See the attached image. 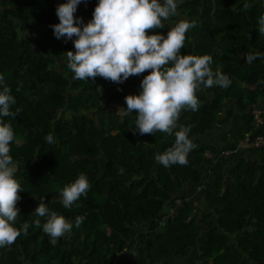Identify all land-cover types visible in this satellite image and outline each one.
Segmentation results:
<instances>
[{"label":"trees","instance_id":"16d2710c","mask_svg":"<svg viewBox=\"0 0 264 264\" xmlns=\"http://www.w3.org/2000/svg\"><path fill=\"white\" fill-rule=\"evenodd\" d=\"M66 2L0 0V91L9 87L12 111L21 109L0 121L14 130L9 154L23 189L14 224L21 234L0 247V264H264V149L246 151L261 159L242 156L233 165L243 151L225 154L253 127V110L264 99V36L257 29L264 0H177L178 14L165 28L149 30L167 36L181 20L194 22L181 54L212 57L213 71L231 80L226 89L201 85L199 109L181 110L172 135L139 134L137 114L123 109L148 72L122 83L72 79L65 53L75 51V37L57 39L52 27ZM98 2L81 0L78 24L92 19ZM249 53L261 56L247 63ZM110 102L124 113L109 109ZM180 126L190 129L196 147L187 165L164 167L155 155L173 145ZM223 126L228 130L217 145L204 143ZM50 133L55 143L47 142ZM206 154L215 161L208 165ZM81 174L90 188L65 208L60 192ZM199 185L205 209L197 214L183 188ZM41 201L73 223L55 246L43 232L46 218L34 213ZM77 216L85 217L79 228Z\"/></svg>","mask_w":264,"mask_h":264},{"label":"clouds","instance_id":"9594fccd","mask_svg":"<svg viewBox=\"0 0 264 264\" xmlns=\"http://www.w3.org/2000/svg\"><path fill=\"white\" fill-rule=\"evenodd\" d=\"M80 3L81 0H67L60 4L56 9L59 23L52 26L57 39L73 40L75 37V51L65 53L67 68L74 74L73 80L101 77L113 83H122L129 77L148 72L140 84L139 94L126 96L127 108H123L125 114H137L134 129L139 134L161 132L172 135L178 127L181 110L199 109L196 92L201 85L225 89L230 86L228 76L211 68L212 57L181 54L186 33L194 27V22L181 20L167 36L148 34L149 30L165 28L164 22L178 14L177 0H163V3L161 0H99L92 19L86 24L82 18L78 24L75 17ZM257 29L264 36V15L258 17ZM260 56V53H249L246 62L251 63ZM3 79L0 76V83ZM10 92L7 86L0 91V116L15 118L21 109L12 111L16 99ZM189 131L180 126L174 133L173 145L162 154H156V162L164 167L187 165L188 154L196 147L189 138ZM46 140L55 143L51 133ZM14 141L11 124L0 121V247H10L21 234L14 226L19 216V193L23 191L15 178L17 164L9 154L10 144ZM89 188L87 177L81 174L60 192L62 205L71 209ZM34 213L46 218L42 228L53 246L73 229L72 222L54 211L50 213L43 201ZM84 219L77 216L75 227L79 228ZM33 223L37 228L41 227L40 219ZM28 227L27 223L23 225L25 234Z\"/></svg>","mask_w":264,"mask_h":264},{"label":"built area","instance_id":"2783aa9c","mask_svg":"<svg viewBox=\"0 0 264 264\" xmlns=\"http://www.w3.org/2000/svg\"><path fill=\"white\" fill-rule=\"evenodd\" d=\"M57 3L58 0H55ZM109 109L116 110L119 114H123L122 106L116 102L108 103ZM254 125L247 131L235 144V146L225 152L226 155L236 153L239 151H247L255 148L264 149V133L258 132L259 129L264 127V106L254 108L253 110ZM207 158H211V155L206 154ZM175 201H179L175 199Z\"/></svg>","mask_w":264,"mask_h":264},{"label":"crops","instance_id":"0c3cea01","mask_svg":"<svg viewBox=\"0 0 264 264\" xmlns=\"http://www.w3.org/2000/svg\"><path fill=\"white\" fill-rule=\"evenodd\" d=\"M264 104V99H262L260 101V106ZM264 106V105H263ZM228 105L225 106V108H227ZM222 115H225V113L223 112ZM231 127V126H230ZM228 130V127L227 126H223V127H218L214 130H212L210 133L206 134L202 140L204 141V143H212L217 145L219 140L222 139V137L224 136L225 132ZM222 153V150L216 154V156L220 155ZM216 156H213L212 158H207L206 159V163L209 165L211 160H214L215 161V158ZM246 157L248 159H261L263 157V155L261 154H258L256 156H253L252 154H250L249 152H246V151H243L241 152L239 155L236 156V159L233 160V163H231L232 165L233 164H236V162L238 161V157ZM231 165V166H232ZM229 166V167H231ZM183 190L186 191L187 193V197H189L190 199L193 200V204L195 206V209L194 211L199 214L201 211H203L205 209V205L203 203V197H204V189L201 185H199L198 187L196 188H187V187H184ZM184 191V192H185Z\"/></svg>","mask_w":264,"mask_h":264},{"label":"rangeland","instance_id":"374dc122","mask_svg":"<svg viewBox=\"0 0 264 264\" xmlns=\"http://www.w3.org/2000/svg\"><path fill=\"white\" fill-rule=\"evenodd\" d=\"M62 63V60H59L58 62H57V64H56V66H60V64Z\"/></svg>","mask_w":264,"mask_h":264}]
</instances>
